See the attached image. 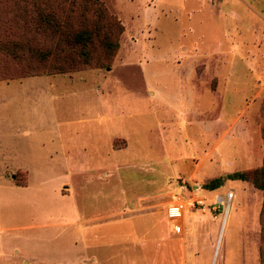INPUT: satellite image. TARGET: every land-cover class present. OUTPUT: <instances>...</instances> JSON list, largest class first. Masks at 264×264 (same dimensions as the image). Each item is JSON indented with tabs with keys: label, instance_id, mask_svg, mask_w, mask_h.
I'll use <instances>...</instances> for the list:
<instances>
[{
	"label": "rangeland",
	"instance_id": "obj_1",
	"mask_svg": "<svg viewBox=\"0 0 264 264\" xmlns=\"http://www.w3.org/2000/svg\"><path fill=\"white\" fill-rule=\"evenodd\" d=\"M99 1L122 25L110 64L56 74L104 82L105 100L120 109L129 148L117 156L119 185L103 169L69 197L46 193L42 212L33 205L42 198L38 182L8 190L26 175L1 166L0 264H259L262 192L241 180L223 178L211 192L203 185L256 168L264 156V0ZM65 104L56 101L58 110ZM59 181L57 192H65L68 182ZM180 183L208 199L232 191L224 221L221 207L188 204L168 219ZM119 188L141 199L137 210L113 213Z\"/></svg>",
	"mask_w": 264,
	"mask_h": 264
},
{
	"label": "crops",
	"instance_id": "obj_2",
	"mask_svg": "<svg viewBox=\"0 0 264 264\" xmlns=\"http://www.w3.org/2000/svg\"><path fill=\"white\" fill-rule=\"evenodd\" d=\"M57 75L60 74L0 80V167L26 175L25 184L5 188L24 192L33 184L32 180L37 181V192L41 194L37 196L42 198H37L33 205L41 206L42 212H48L47 194L48 197H69L76 187L73 185L80 180L85 185L88 181H97L103 169L111 178H117L119 185L121 174L114 172V168L118 170L121 166L116 163L117 156L129 148V139L117 120L121 111L114 100H105L107 88L104 82H86L83 76L73 74ZM58 98L66 102L59 110L56 107ZM115 141L119 143L116 148L113 147ZM57 163L62 167L58 171L52 166ZM57 180L68 182L65 192H57ZM118 191L124 196L115 200L118 204L113 213L124 215L137 210L133 206L141 199L136 202L137 195H134L133 200H129L131 197L126 196V191L120 188ZM1 201L10 202L3 197ZM21 201L18 200L16 205L21 207ZM111 257L107 255L106 258ZM82 259L96 260L98 256ZM142 259L150 261L151 256L144 254Z\"/></svg>",
	"mask_w": 264,
	"mask_h": 264
},
{
	"label": "trees",
	"instance_id": "obj_3",
	"mask_svg": "<svg viewBox=\"0 0 264 264\" xmlns=\"http://www.w3.org/2000/svg\"><path fill=\"white\" fill-rule=\"evenodd\" d=\"M122 25L99 0H0V79L107 67ZM9 65L20 74L9 73ZM264 117V100L262 102ZM264 142V128L262 130ZM224 179L241 180L262 192L259 264H264V156L261 165L226 173L203 185L214 190Z\"/></svg>",
	"mask_w": 264,
	"mask_h": 264
},
{
	"label": "built area",
	"instance_id": "obj_4",
	"mask_svg": "<svg viewBox=\"0 0 264 264\" xmlns=\"http://www.w3.org/2000/svg\"><path fill=\"white\" fill-rule=\"evenodd\" d=\"M199 190L201 189L198 188L195 191H188L185 183L178 184L177 191L176 192L173 191L170 194V200L167 202L166 211H165L166 217L168 219L179 218L182 214L185 204L191 206H197V207H204V208L209 207L213 211H216L221 207L222 209L221 223H222L228 213L229 204L233 198V192L225 191L224 197H222V195H220L219 193H214L213 196L210 199H208L206 194H204L205 192H203V189L201 194H196V192ZM185 192L188 194L185 196V199H183L182 193Z\"/></svg>",
	"mask_w": 264,
	"mask_h": 264
}]
</instances>
